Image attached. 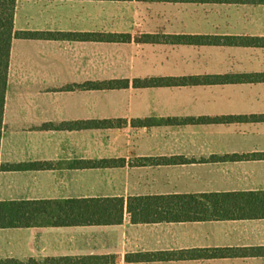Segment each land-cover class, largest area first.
I'll use <instances>...</instances> for the list:
<instances>
[{"label":"crops","instance_id":"0c3cea01","mask_svg":"<svg viewBox=\"0 0 264 264\" xmlns=\"http://www.w3.org/2000/svg\"><path fill=\"white\" fill-rule=\"evenodd\" d=\"M14 30L64 38L12 41L0 203L125 205L119 223L0 228V264H264V216L135 221L128 211L134 198L209 195L244 212L245 195L264 193V78L134 86L264 75V0H18ZM117 81L129 86L86 87ZM104 160L123 163L88 165Z\"/></svg>","mask_w":264,"mask_h":264},{"label":"trees","instance_id":"16d2710c","mask_svg":"<svg viewBox=\"0 0 264 264\" xmlns=\"http://www.w3.org/2000/svg\"><path fill=\"white\" fill-rule=\"evenodd\" d=\"M18 0H0V142L3 132V115L7 91L8 71L10 64V50L14 38L24 39H61L64 35L46 34L38 32H15L14 18ZM81 39L96 40L102 37L85 36ZM189 44H234V38L213 37H181ZM250 40L246 44H255ZM221 83L254 82L264 78V75H241L225 77H205L202 81L197 78H158L146 81L136 80L137 88L153 86H176L215 84L212 79H222ZM128 82H109L86 85L92 89H117L126 88ZM110 122L93 123V126L107 127ZM123 161H95L88 162L92 168L111 167L122 164ZM2 168H8L2 166ZM230 200L237 201L233 195ZM229 200V201H230ZM248 211L225 210V199L209 195H182L170 197L134 198L128 200V211L135 221H201L208 219H224L230 216H264V193L248 194L243 197ZM238 202V201H237ZM125 200L111 198H92L83 200H69L65 202H39V203H0V228L18 227L21 224L37 221L39 217L47 222L62 224H111L119 223L123 218ZM237 207L238 204L234 203ZM230 251L220 250L219 255H228Z\"/></svg>","mask_w":264,"mask_h":264},{"label":"rangeland","instance_id":"374dc122","mask_svg":"<svg viewBox=\"0 0 264 264\" xmlns=\"http://www.w3.org/2000/svg\"><path fill=\"white\" fill-rule=\"evenodd\" d=\"M99 37H102V38H100V39H107V37L105 36H99ZM108 38H111V37H108Z\"/></svg>","mask_w":264,"mask_h":264}]
</instances>
